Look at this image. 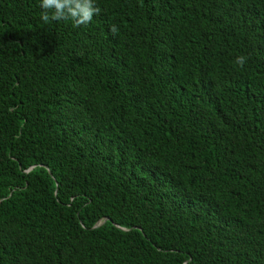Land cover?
I'll list each match as a JSON object with an SVG mask.
<instances>
[{
    "label": "trees",
    "instance_id": "16d2710c",
    "mask_svg": "<svg viewBox=\"0 0 264 264\" xmlns=\"http://www.w3.org/2000/svg\"><path fill=\"white\" fill-rule=\"evenodd\" d=\"M39 3L0 0V264H264V0Z\"/></svg>",
    "mask_w": 264,
    "mask_h": 264
},
{
    "label": "clouds",
    "instance_id": "9594fccd",
    "mask_svg": "<svg viewBox=\"0 0 264 264\" xmlns=\"http://www.w3.org/2000/svg\"><path fill=\"white\" fill-rule=\"evenodd\" d=\"M42 9L40 19L48 24L54 21L70 20L74 27L87 25L94 15L100 13V8L96 6L95 0H40ZM109 31L115 35L119 29L115 24L109 26ZM247 58L239 55L235 59V65L243 68ZM19 139V136L14 137Z\"/></svg>",
    "mask_w": 264,
    "mask_h": 264
},
{
    "label": "water",
    "instance_id": "95a60500",
    "mask_svg": "<svg viewBox=\"0 0 264 264\" xmlns=\"http://www.w3.org/2000/svg\"><path fill=\"white\" fill-rule=\"evenodd\" d=\"M106 219H104L103 221H100L98 223H96L94 226H99L100 224H102Z\"/></svg>",
    "mask_w": 264,
    "mask_h": 264
}]
</instances>
